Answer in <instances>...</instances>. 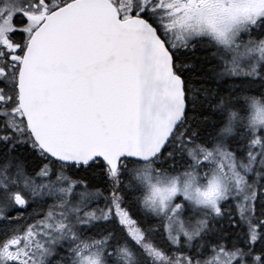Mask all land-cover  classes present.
<instances>
[{
	"label": "snow or ice",
	"instance_id": "snow-or-ice-1",
	"mask_svg": "<svg viewBox=\"0 0 264 264\" xmlns=\"http://www.w3.org/2000/svg\"><path fill=\"white\" fill-rule=\"evenodd\" d=\"M0 264H264V0H0Z\"/></svg>",
	"mask_w": 264,
	"mask_h": 264
}]
</instances>
